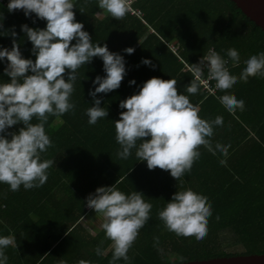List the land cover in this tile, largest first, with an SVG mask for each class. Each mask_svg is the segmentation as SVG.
Masks as SVG:
<instances>
[{
  "label": "trees",
  "instance_id": "16d2710c",
  "mask_svg": "<svg viewBox=\"0 0 264 264\" xmlns=\"http://www.w3.org/2000/svg\"><path fill=\"white\" fill-rule=\"evenodd\" d=\"M77 22L92 37L93 44H107L110 52L119 53L126 61L127 75L119 89L98 94L101 107L108 110L105 119L95 125L88 124L85 114L93 106L89 91H94L96 76L104 77L103 61L93 58L78 69V78L71 97L76 104L75 114L50 116L45 125L53 146L42 153V159H52L55 164L48 170L47 182L39 188L13 192L10 186L0 183V236H13L15 246L5 249L8 264H78L80 260L91 264H110L111 242L103 229L90 234L82 220L95 213L86 205V197L98 187L114 185L125 194L143 193L152 203L150 219L140 230L129 250L130 261L116 264H180L217 257L260 254L264 255V78L250 77L239 81L229 90L245 102L244 111L229 113L217 100L225 93L207 95L200 89L190 96L200 107L203 119L223 117V126L214 128L213 144H230L228 156L216 155L200 148L201 157L191 171L180 181L169 171L159 168L149 170L146 161L132 155L119 159V145L115 140L114 122L120 118L119 104L137 94L150 78L176 79L178 92L186 94L185 86L193 79L188 70L198 63L208 49L213 48L227 59V49L240 53V63L228 68L239 76L244 61L264 52V32L256 26L232 0H131V7L139 14L127 13L123 20H115L98 8V0H88L85 13L79 11L85 0H75ZM102 13L96 15V13ZM4 24L0 28V49L12 47L11 30L22 56L32 54V44L21 31V25L30 28L46 27V21L25 17L22 10L9 12L0 7ZM35 21V23H33ZM9 34H7V33ZM75 43V41H73ZM171 46L177 47L176 53ZM133 48L129 55L124 49ZM148 59L155 69L141 63ZM6 58L0 61V83L10 82L4 74ZM135 80L134 85L130 81ZM98 86V85H96ZM33 119V123H36ZM23 124L12 126L9 132H18ZM10 139V137H9ZM226 159V164L220 161ZM181 187H191L208 197L212 206L208 234L202 241L195 237H177L165 229L158 218L172 195ZM219 217V220L216 217ZM159 237V249L154 246ZM104 255L97 256L100 245Z\"/></svg>",
  "mask_w": 264,
  "mask_h": 264
},
{
  "label": "clouds",
  "instance_id": "9594fccd",
  "mask_svg": "<svg viewBox=\"0 0 264 264\" xmlns=\"http://www.w3.org/2000/svg\"><path fill=\"white\" fill-rule=\"evenodd\" d=\"M87 3L85 0L80 5L81 13H85ZM7 8L10 13L22 10L25 17L35 14L36 18L46 21L43 29L21 25V31L33 46L34 61L22 56L14 29L10 32L13 37L11 49H0V61L5 58L7 61L4 74L10 77V82L0 83V183L9 185L10 190L16 192L21 185L30 190L47 182L48 170L55 161L41 156L53 146L45 125L50 116L61 117L68 112L75 114L76 104L71 97L78 69L99 57L106 73L104 77L96 76L92 82L94 91H89L93 106L87 108L85 114L90 125L109 114L100 106L102 99L97 98L98 94L119 89L127 71L122 55L110 52L107 44H93L84 24L76 20L75 0H9ZM98 8L115 20H123L130 10L128 0H98ZM124 51L129 55L134 53L131 47ZM226 55L227 59L210 48L198 63L189 65L193 79L185 86L187 95L178 92L176 79L153 77L143 83L137 94L122 100L119 108L126 111H121L120 118L114 122L115 140L119 145L117 157L126 160L135 150L136 158L146 161L149 170L169 171L177 181L200 159L201 147L213 155L219 152L227 158L231 145L219 142L214 145L212 141L214 128L223 126V117L201 118L199 105L193 104L189 97L197 95L202 85L206 87L208 82L215 81V89L225 93L216 97L219 103L229 113L237 109L244 111V100L237 99L229 90L239 81L247 83L250 77L264 78V52L246 59L239 76L230 72L228 64L231 61L233 66H238L240 53L229 48ZM141 63L153 69L156 67L148 59ZM129 83L134 85L136 81ZM34 118L36 123H33ZM21 123L23 127L18 132L8 131ZM220 163L226 164V159ZM118 183L119 180L112 186L98 187L86 197L87 207L103 218L101 228L111 242L110 264L121 259L130 261L129 250L149 221L153 208L143 193L132 191L125 194L118 189ZM211 216L212 206L208 197L191 187H181L158 211V218L167 231L177 237H195L197 241L207 236ZM103 244L102 240L95 248L97 256L105 254L101 247ZM158 245L159 237H154V246L162 251ZM9 246H15L14 237L0 236V264H8L5 249ZM178 259L182 264L185 261L183 256ZM78 264H91V261L80 260Z\"/></svg>",
  "mask_w": 264,
  "mask_h": 264
},
{
  "label": "water",
  "instance_id": "95a60500",
  "mask_svg": "<svg viewBox=\"0 0 264 264\" xmlns=\"http://www.w3.org/2000/svg\"><path fill=\"white\" fill-rule=\"evenodd\" d=\"M243 14L264 32V0H232ZM182 264V263H180ZM183 264H264V255H238L217 257Z\"/></svg>",
  "mask_w": 264,
  "mask_h": 264
},
{
  "label": "rangeland",
  "instance_id": "374dc122",
  "mask_svg": "<svg viewBox=\"0 0 264 264\" xmlns=\"http://www.w3.org/2000/svg\"><path fill=\"white\" fill-rule=\"evenodd\" d=\"M175 48L177 49V47H175ZM102 222H103L102 216H100L99 214H96V213H92V214H90L89 217L84 218V220H82V224L84 225V227L87 228V230L92 235H96L98 233V231L102 229L101 228Z\"/></svg>",
  "mask_w": 264,
  "mask_h": 264
},
{
  "label": "built area",
  "instance_id": "2783aa9c",
  "mask_svg": "<svg viewBox=\"0 0 264 264\" xmlns=\"http://www.w3.org/2000/svg\"><path fill=\"white\" fill-rule=\"evenodd\" d=\"M9 3V0H0V7H6L7 8V4ZM129 3V11L132 14H139V11L134 10L131 7V0H128ZM0 23H2V25L5 23L4 20L0 21ZM171 49L176 53L177 49L172 46ZM213 49V48H212ZM189 70V67H188ZM206 77V74H205ZM202 90L205 91L207 93V95H216L218 93V90L215 89V81H210L208 82L207 86H201ZM211 89V91H210Z\"/></svg>",
  "mask_w": 264,
  "mask_h": 264
}]
</instances>
